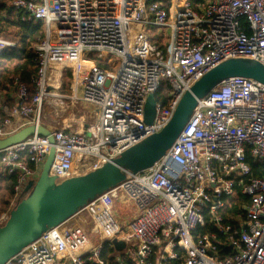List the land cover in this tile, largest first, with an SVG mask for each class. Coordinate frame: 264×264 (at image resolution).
<instances>
[{
    "label": "built area",
    "instance_id": "built-area-1",
    "mask_svg": "<svg viewBox=\"0 0 264 264\" xmlns=\"http://www.w3.org/2000/svg\"><path fill=\"white\" fill-rule=\"evenodd\" d=\"M1 5L19 21L42 25L33 45V95L15 78L14 103L0 107V141L35 129L0 149V177L14 180L13 211L28 198L48 156L47 177L54 185L71 177L79 159L80 168L96 171L161 133L184 95L219 64L244 60L264 70V0H0ZM6 12L0 9V23ZM16 44L0 35V54ZM63 70L71 75L69 95L59 93ZM163 84L169 87L165 103L155 100ZM149 95L155 108L147 125ZM48 98L87 103L96 121L87 133L53 128L41 134ZM246 155L264 162V84L227 76L195 98L173 143L151 166H122L119 182L3 264H264V177L251 175ZM237 188L249 203L233 224L226 223L222 212ZM122 200L136 214L127 230L114 214ZM75 218L79 224L68 227ZM207 225L213 231L197 234ZM113 239L124 248L115 250ZM106 242L112 252L105 253ZM222 246L230 247V256L222 255Z\"/></svg>",
    "mask_w": 264,
    "mask_h": 264
},
{
    "label": "water",
    "instance_id": "water-1",
    "mask_svg": "<svg viewBox=\"0 0 264 264\" xmlns=\"http://www.w3.org/2000/svg\"><path fill=\"white\" fill-rule=\"evenodd\" d=\"M227 76H250L264 84V70L257 63L229 60L207 72L191 91L184 95L173 119L161 133L147 138L103 168L53 187L47 177L52 155L48 156L30 197L19 203L0 229V264L10 259L43 230L68 218L102 189L119 182L121 176L118 169L122 166L135 171L151 166L173 143L195 103V98L211 82ZM154 108V96L149 95L144 107V121L147 125L152 123ZM34 131L33 127H27L0 141V149L25 140ZM37 132L50 134L44 126H39ZM111 243L117 251L124 248V243L116 239Z\"/></svg>",
    "mask_w": 264,
    "mask_h": 264
},
{
    "label": "trees",
    "instance_id": "trees-1",
    "mask_svg": "<svg viewBox=\"0 0 264 264\" xmlns=\"http://www.w3.org/2000/svg\"><path fill=\"white\" fill-rule=\"evenodd\" d=\"M4 5L0 9H4ZM17 13L10 9L5 18L1 19L0 32L3 28L8 29L9 33L17 40L16 47L7 49L0 54V91H8L17 78L20 82L27 86L29 96L33 95L31 85V78L36 70V54L33 50V45L37 42L38 38L42 36L41 23L22 22L17 20ZM61 93H70L69 85L71 75L69 70H63L61 74ZM169 87L163 84L158 92L155 94V100H162L166 102V92ZM5 103L12 105V101L7 97L4 99ZM246 162L248 163L251 175L253 177H264V162L254 161L249 155H246ZM1 191L13 199V177L4 176L0 177ZM249 203V199L240 194L237 188L235 193L228 198L226 209L222 212L226 223L232 222V217L242 213V207ZM213 231L212 227L207 225L197 230V234H203ZM105 253L112 252V248L108 243H104ZM222 255L230 256L231 249L229 246H222Z\"/></svg>",
    "mask_w": 264,
    "mask_h": 264
},
{
    "label": "rangeland",
    "instance_id": "rangeland-1",
    "mask_svg": "<svg viewBox=\"0 0 264 264\" xmlns=\"http://www.w3.org/2000/svg\"><path fill=\"white\" fill-rule=\"evenodd\" d=\"M1 33L6 38L13 37L11 35V33H9V30L6 29V28L5 29L3 28ZM15 41L17 43L16 39H15ZM60 80H61V78H60ZM60 80H59V82H61ZM216 81L217 80L211 82L205 88V90L208 89L210 86H213L215 84L214 82H216ZM64 94H66V93H64ZM53 100L54 99L48 98L43 103V112H42V115H41V123L43 122L42 124L47 123V122L49 124H55L56 123L57 119H56V116H55V113H54V108H53L54 102L56 104V101H53ZM93 172H95V171H91L89 169V167H87V166L80 168L79 165H76V168L73 170L71 175H72L73 178H75V177L82 176V174L83 175H87V174H90V173H93ZM51 185L53 187L57 186V185H54V183H52ZM33 189L29 193L28 197H30ZM122 203H124L125 205H123V204L119 205V204L116 203L114 214H115V216H116V218H117V220L119 222V225L121 227H123V230H127L129 222L134 218V216H136V214H134V211H133L132 206L130 204L128 205L127 203H125L124 200H122ZM13 206H14V201L6 194V192L1 191L0 192V229L5 225V223L8 221V219L11 217V213L13 211ZM78 219L79 218H75V219L71 220L68 223V227H72V226H75V225L79 224V220Z\"/></svg>",
    "mask_w": 264,
    "mask_h": 264
},
{
    "label": "crops",
    "instance_id": "crops-1",
    "mask_svg": "<svg viewBox=\"0 0 264 264\" xmlns=\"http://www.w3.org/2000/svg\"><path fill=\"white\" fill-rule=\"evenodd\" d=\"M4 8L7 9L5 15L6 17L7 13L10 11V8L6 6ZM0 35L3 36L1 32ZM8 39H12L15 41V38L13 37H8ZM59 93L61 92L59 91ZM69 94L70 93H66V94L63 93L62 95H69ZM6 97L12 101L11 102L12 104L14 103L15 94L11 86L8 91H0V107L3 104H6L4 101ZM53 101H56V104L54 102L53 108L57 120L55 124H49L48 122L42 124L47 129L64 128L67 131H77V132L87 133L88 126L94 123V121H96V112L94 108L87 103L78 102L76 104H70L69 101H67L66 99L63 101H57V100H53ZM19 123L20 121L18 122V124ZM72 178L73 177L71 175L69 179Z\"/></svg>",
    "mask_w": 264,
    "mask_h": 264
},
{
    "label": "bare ground",
    "instance_id": "bare-ground-1",
    "mask_svg": "<svg viewBox=\"0 0 264 264\" xmlns=\"http://www.w3.org/2000/svg\"><path fill=\"white\" fill-rule=\"evenodd\" d=\"M100 58H101V57H100ZM242 61H244V60H242ZM246 62H247V61H246ZM214 83H215V82H214ZM214 83H213V84H214ZM78 165H79V166H80V165H84V162L82 161V159H79V160H78ZM86 172H87V171H86ZM86 172H85V173H86ZM82 175H83V174H82Z\"/></svg>",
    "mask_w": 264,
    "mask_h": 264
}]
</instances>
